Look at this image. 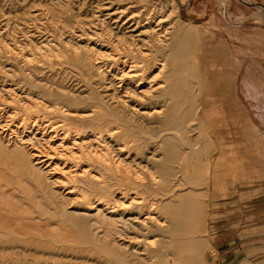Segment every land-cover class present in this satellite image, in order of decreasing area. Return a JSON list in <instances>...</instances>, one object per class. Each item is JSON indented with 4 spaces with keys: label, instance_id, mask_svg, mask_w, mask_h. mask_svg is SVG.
Returning <instances> with one entry per match:
<instances>
[{
    "label": "rangeland",
    "instance_id": "374dc122",
    "mask_svg": "<svg viewBox=\"0 0 264 264\" xmlns=\"http://www.w3.org/2000/svg\"><path fill=\"white\" fill-rule=\"evenodd\" d=\"M110 1L118 7L132 3L155 4L162 0H0V46L11 42V46L23 45L34 50L41 59L35 67L42 69L33 74L37 83L45 84L48 76L57 72L55 78L67 88H78L75 85L78 78L70 74L69 65L53 67L49 57L41 55L44 49L39 48L38 53L37 48L42 47V42L50 51V46L66 50L76 44L83 47L93 39L97 41L91 35L93 28H84L86 35L80 40L81 21L92 18L98 5ZM175 6L171 18L173 22L176 20L173 63L179 71L174 112L178 118L186 115L188 122L177 129L178 133L173 132L179 138L182 153L173 158L171 141L164 140L158 147L162 164L157 170L165 173L169 164L174 167L175 186L172 194L153 197L162 200L164 206L171 202L175 208L183 202L187 212L198 216L196 228L188 227L183 238L186 240L183 244L186 242L192 250L189 253L195 257V264H264V131L258 127L264 124V0H175ZM35 12L43 13L39 15L41 19L33 16ZM49 36H53L52 40ZM23 41H27L26 46ZM54 55V61L68 60L76 64L67 54L60 58L57 53ZM5 59L0 55V86L6 82L5 85L13 84L15 88L21 84L22 88H28V82L16 72L15 75V67L12 69L11 62ZM81 84L79 91L86 93ZM2 94L5 91H0V100L6 99ZM166 132H162L164 137L168 136ZM7 145L0 146V264H119L116 258L124 264H179L173 257L165 256L180 254L177 247L182 242L172 234L151 236L153 252L147 255L148 262L145 256L140 260L126 257L116 249L118 245L114 241L97 242L99 249L90 242L97 226L88 220L70 219L69 206H62L58 198L56 203L52 201V187L46 178L37 177L27 167L22 169L18 157L11 152L12 145ZM146 152L151 151L147 148ZM188 156L191 159L186 163ZM202 165L208 166L211 183L210 177L206 184L198 183L196 174ZM146 196L152 197V194ZM231 203L234 208H229ZM181 218L190 222L186 215ZM112 228L105 226L100 232ZM32 240L40 245L37 243L36 247Z\"/></svg>",
    "mask_w": 264,
    "mask_h": 264
},
{
    "label": "bare ground",
    "instance_id": "6f19581e",
    "mask_svg": "<svg viewBox=\"0 0 264 264\" xmlns=\"http://www.w3.org/2000/svg\"><path fill=\"white\" fill-rule=\"evenodd\" d=\"M102 3L97 4L92 18L81 21L83 30L78 36L81 40L86 35L84 28H93L91 35L97 41L93 39L83 47L76 44L66 50L50 46L51 52L43 47V42L37 41L42 45L37 51L44 49L41 55L49 57L46 58L53 67L64 63L69 65L70 74L78 78L75 85L79 88L82 83L86 93L75 88L77 86L67 88L55 78L57 72L45 78V84L37 83L33 74L42 69L35 67L41 62L36 52L23 45L11 46V42L0 46V55L11 62V68L15 67L14 74L17 73L29 86L22 88L21 84L15 88L13 84L5 85L6 82L0 86V91H5L1 97H6L0 100V146L4 143L8 144L7 147L12 145L11 152L18 157L17 162L22 169L27 167L37 177L46 178L52 187V201L56 203L58 198L62 206H69L70 219L88 220L97 226L91 243L114 241L118 245L116 249L123 251L126 257L139 259L145 256L147 259V255L153 252L151 236L172 234L178 236L175 240L182 242L180 247L176 246L181 255L165 256L173 257V261L179 264H195V257L189 253L192 250L186 242L183 244L186 241L183 238L189 231L188 227L196 228L198 216L195 212H187L183 202L175 208L171 202L164 206L162 200L154 198L157 195L163 197L164 193L172 194L175 186L174 167L169 164L165 173L157 170L162 164L158 159V147L164 140L171 141L173 158L182 153L179 138L173 132L178 133L177 129L188 122L186 115L178 118L174 112L177 103L175 81L179 71L173 63L176 20L173 22L171 18L176 9L175 0L118 7H114L111 1ZM36 12L33 13L36 18L43 16V10L41 14ZM55 53L59 58L67 54L76 60V64L68 60L54 61ZM60 71L63 73L62 68ZM79 77L83 79L80 81ZM164 131L168 136L164 137ZM184 140L187 143L188 140ZM147 148L150 153L146 152ZM190 159L186 157V163ZM201 167L195 174L198 183L204 185L208 182L210 170L206 165ZM149 192L152 197L146 196L150 195ZM166 207L168 209L165 210ZM182 215L190 217V222L182 219ZM105 226L113 228L100 232ZM45 231L48 232L46 228ZM140 244L145 247H140ZM115 260L124 264V261Z\"/></svg>",
    "mask_w": 264,
    "mask_h": 264
},
{
    "label": "crops",
    "instance_id": "0c3cea01",
    "mask_svg": "<svg viewBox=\"0 0 264 264\" xmlns=\"http://www.w3.org/2000/svg\"><path fill=\"white\" fill-rule=\"evenodd\" d=\"M258 126V125H257ZM262 131H264V124L263 125H259L258 126ZM210 183H211V173H210ZM213 184H214V181H213ZM211 185V184H210ZM214 189V188H213ZM213 191V190H212ZM211 193H213V192H211ZM214 194V193H213ZM229 194H231V192L229 193ZM227 206H229L228 204H227ZM235 206L233 205V203H231L230 204V207L229 208H234ZM237 207H238V205H237ZM229 210V209H228ZM227 219H229V217H227ZM238 219V218H237Z\"/></svg>",
    "mask_w": 264,
    "mask_h": 264
}]
</instances>
